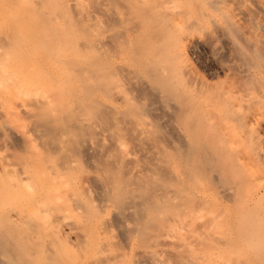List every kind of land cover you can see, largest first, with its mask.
<instances>
[{"label": "bare ground", "instance_id": "bare-ground-1", "mask_svg": "<svg viewBox=\"0 0 264 264\" xmlns=\"http://www.w3.org/2000/svg\"><path fill=\"white\" fill-rule=\"evenodd\" d=\"M88 1L35 0L71 14L40 34L3 21L29 2L0 0V138L25 142L0 160V232L15 229L20 250L1 260L264 264V0H92L115 24L134 17L119 31L143 35L135 64L87 38ZM123 73L169 100L181 160L133 142L156 128L132 111Z\"/></svg>", "mask_w": 264, "mask_h": 264}, {"label": "rangeland", "instance_id": "rangeland-1", "mask_svg": "<svg viewBox=\"0 0 264 264\" xmlns=\"http://www.w3.org/2000/svg\"><path fill=\"white\" fill-rule=\"evenodd\" d=\"M25 1H27L29 3L26 4V5H23L18 11H14V12H11L10 14L6 15L3 18V21L5 23H10L15 18H20L22 24L25 27L31 29L32 31H36L37 33H40V34H48L49 32L53 31L56 28L57 25H55V24H53V22H51L52 21L51 20L52 15L55 14V13L50 12L47 9H41L38 4H35V0H25ZM31 5H32V7H31ZM120 8H121V10H127L126 7L122 8V6H120ZM88 10H90V13L93 15V18L89 20V22L91 24L88 25L89 27L87 29V31H88L87 32V38L90 36L89 33L90 34H95L96 37H101V36L105 37L104 39H106L108 41L107 42L105 40L106 43H107L106 45L110 49H112V51L114 50L113 52H116L115 48H116L117 44H120L118 46L119 49L122 48L121 50H122L124 56L127 57V58L131 57L130 60L134 64L137 63V62H135L132 59H136V58L139 59L141 57L143 58V56H148L149 52L146 53L145 55L144 54H141V55L137 54L138 53L137 51L140 48V44L142 43V41L140 42V40H144L143 37H142L143 36L142 33H141V35L139 33L138 36H137V34H135L137 37L135 35H132V38H127V37L125 38L124 35H122V33L125 34L123 31L127 30V29L130 30L131 27L133 26L132 24H134V22H135L134 21V17L129 15L128 12L125 11V14H126V17H127V20H125L126 22L117 23L119 25L118 26L117 24H115L116 22L113 21L114 19H111L109 14L104 13L102 11L96 10V7H95L94 3L92 2V0L88 1L87 13H88ZM55 15H57V18L59 17L60 19L67 20L70 17L71 14H70L69 11L65 12V10H62V11L58 12ZM128 18H130L131 20L128 19ZM132 18H133V21H132ZM86 22H88V21L86 20ZM129 22H131V23H129ZM91 42L92 43H88L87 44V45H89L87 47L88 49L92 48L91 47L92 44H93V48H95V46H94L95 44H96V46H99V47H100V45H102V44H99V43H98L99 45L97 43H93L92 40H91ZM0 43L4 45V48L8 47L6 44L3 43V41H1ZM79 43H80V45L82 47L85 46L86 45L85 44L86 43V39H83V38L80 39ZM102 46L105 48V45H102ZM135 48H137L138 50L136 49V51H135ZM118 51L119 50L117 49V53H118ZM198 51L199 50H195V51H193L191 53V55H193V58L195 60L198 58V55H204V51L203 50H202V52L201 51L198 52ZM150 54H151V52H150ZM196 55H197V58H195ZM134 57H136V58H134ZM136 66H138V64H136ZM142 73H144V72H142ZM123 75H124V73L122 74V79L125 81V86L128 89L129 95L131 97V99L129 101L131 102L130 106L132 108L131 107L130 108L136 114L140 113L139 115L142 114L144 117H146V119L148 121H150L151 125L154 124L153 125L154 127L152 126V128H154V129L156 128V131H154V130L152 131V133H153L152 135H149V134H151V132L148 135H146L145 137H144V135L140 137V134L138 136L136 134L137 137L134 140H133V138L135 137L134 133H137V132H135L134 129L131 128V129L128 130L129 131V136H128L129 139L133 140V142H135V143H138V144L140 143V145L141 144L145 145V146L141 145L142 146L141 147L140 145L137 146V144H134L135 146H137V148L138 147H141V148L144 147V149H145V147L147 148V147L151 146V148H149V149L155 150L156 148H154V146L155 147L157 146V149L158 148L161 149V148H164L163 146L165 145V149H167V151H164V153L166 154V156L169 155L170 158H171L170 159L169 156H168V160H170V161L171 160L172 161L181 160V157L183 158L184 155H185V153H184L185 152V147L183 146L182 135H181V133H179L178 129L176 128V120L174 119L175 115L172 117V115L175 114V112L170 107V104H169L170 102H168L169 100L166 99L165 97L163 98V96H161L158 93V91L155 92L156 90L154 91V88L153 89L152 88H148L146 85L142 86V84H143L142 82H140L141 85L139 84V82L132 83V84H131V82H129V83L126 82V79L124 78ZM120 76H121V74H120ZM116 80H118L117 77L114 78V81H116ZM145 90L147 92H145ZM154 92L159 94L160 96L157 95V94L155 95ZM146 93L149 94V95H147ZM160 98H161V100H159ZM165 99H166V101L167 100L168 101L166 102ZM152 102H153V104H152ZM162 102L163 103L165 102L168 105L165 104V103L163 104ZM161 103L164 106L166 105V106L170 107L172 110L169 109V108H165L166 106L164 107L163 105H162L163 106L162 107L160 105ZM158 104H159V106H158ZM104 108L107 109L106 107H104ZM104 108L103 107L101 108V112L102 113H100V114H103V115L106 114L104 117L102 116L104 121L106 119H108V118H109L108 120H110V118H112V117H110L109 115H111L112 113L108 112V110H105ZM133 109H135V110H133ZM157 109H159V110H157ZM165 110H166V112H165L166 115H165V113H163ZM169 114H171V116ZM108 122L105 121L104 123L108 124ZM90 132L88 133L87 130H86L85 133L90 134ZM127 134H128V132H127ZM86 136H88V135H86ZM132 136H134V137H132ZM147 136H151V137L148 138ZM1 137L2 138H0V160L1 159L7 160L8 158H10V160H13L16 157L17 153H20V151L22 152L23 149L25 148L24 147V144H25L24 140L19 135H16L15 133L10 132V134L7 133V135L6 134H4V135L2 134ZM85 137H83V138L85 139ZM138 138H140V139H138ZM142 139H143V141H142ZM138 141H140V142H138ZM155 143L157 145H155ZM153 144H154V146H152ZM162 144H164V145L162 146ZM82 145H84V144H82ZM81 147L79 146L78 148H80L82 150L83 155H86V157H89L88 155H90V151L87 150V149H86L87 150L86 151L85 150L86 147L84 148V146H83V149L85 150L84 151ZM149 156L150 155L146 156L144 158L145 160L143 159V162H145V161H146L145 163H147V161H149L148 163L154 162V160L151 158V156L150 157ZM119 224L121 225L122 223L119 222ZM6 226L7 225H4L3 226L4 229L2 228V230L0 232V257L2 256V253L6 252V251L10 252V253H14V254H16L17 252L20 251L17 248V246L15 245L16 241H15V239L13 237L14 234H12V233H15L16 230L13 229V228L9 229V228H7L8 226L7 227ZM123 228H124V226L122 228H120L122 230L121 233L127 235L126 233L123 232ZM124 231H126V230L124 229ZM124 239H126V238H124ZM27 246L29 247L28 254L30 256H32V254L35 251L34 249L36 247V244H35L34 240H30V242L28 243ZM35 257H37V255H35ZM35 263L36 262H34L33 264H35ZM142 263H143V261L141 262V264ZM145 263H143V264H145ZM0 264H7V263H4L1 260V258H0ZM26 264H30V263H26Z\"/></svg>", "mask_w": 264, "mask_h": 264}]
</instances>
